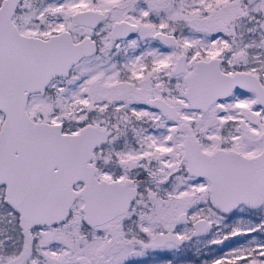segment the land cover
<instances>
[{"label":"snow or ice","instance_id":"1","mask_svg":"<svg viewBox=\"0 0 264 264\" xmlns=\"http://www.w3.org/2000/svg\"><path fill=\"white\" fill-rule=\"evenodd\" d=\"M0 264H264V0H0Z\"/></svg>","mask_w":264,"mask_h":264}]
</instances>
